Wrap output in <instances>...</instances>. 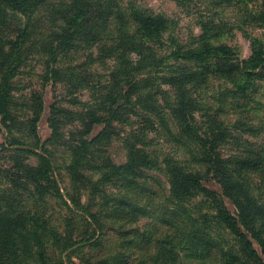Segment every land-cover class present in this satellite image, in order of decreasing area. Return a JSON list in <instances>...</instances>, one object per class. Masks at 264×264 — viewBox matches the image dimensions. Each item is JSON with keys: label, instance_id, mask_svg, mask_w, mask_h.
I'll return each instance as SVG.
<instances>
[{"label": "trees", "instance_id": "obj_1", "mask_svg": "<svg viewBox=\"0 0 264 264\" xmlns=\"http://www.w3.org/2000/svg\"><path fill=\"white\" fill-rule=\"evenodd\" d=\"M119 10L108 0H0V153L14 157L11 165L0 166V178L9 182L0 187V264H72L84 247L107 245L108 229L117 243L98 256L88 248L80 258L84 264H264V191L250 178L260 174L264 180V102L255 84L264 75V41L251 37L250 54L242 58L213 39L218 33L209 21H200L201 31L191 41L168 39L164 46V17L134 6ZM14 15L19 22L11 25ZM256 15L264 24V0ZM118 23V36L111 38ZM42 27L47 29L41 32ZM37 40L45 54L43 81H66L74 98L68 102H76L79 90L107 88L89 95L81 110H68V121L76 123L67 131L61 127L66 112L52 106L51 133L44 141L38 133L42 97L32 94L21 103L26 111L15 113L19 103L13 92V79ZM107 41L111 45L104 46ZM128 42L131 50L135 46L134 65L120 62L126 64L123 72L112 69L106 83L87 79L82 63L68 68L60 63L82 46H104L111 57L112 49ZM163 87L171 88V99ZM132 92L142 110L120 131L126 159L101 162L99 152L114 123L128 118ZM162 133L179 148L162 158L172 205L161 204V226L150 217V228L135 232L140 228L130 227L128 218L147 213V205L132 204L127 192L132 187L103 186L138 183L142 168L158 159L149 141ZM231 140L235 145L225 152ZM51 142L68 148V190L46 147ZM29 156L35 162H26ZM85 169L97 178H87ZM211 181L219 191L208 186ZM124 198L127 206L108 214L106 209ZM137 233L140 250L127 249Z\"/></svg>", "mask_w": 264, "mask_h": 264}, {"label": "rangeland", "instance_id": "obj_2", "mask_svg": "<svg viewBox=\"0 0 264 264\" xmlns=\"http://www.w3.org/2000/svg\"><path fill=\"white\" fill-rule=\"evenodd\" d=\"M116 5L119 8V11H124L126 8L131 6L138 7L144 11L160 15L167 20V29L164 32V40L162 44L166 45V40L172 39L173 43H184L186 41H191L193 36L198 35L201 31L200 21H209L213 27V31L218 33L215 38L218 42L226 43L237 52L239 57L247 58L250 54V44L251 37H258L264 41V24H261L257 20V12L260 8L262 0H108ZM42 20L43 15L38 17ZM115 18L113 19L114 25ZM17 17L12 16L11 25H15ZM42 26H46L45 23H41ZM112 25V26H113ZM120 23L117 24L116 29L110 34L111 38L114 35L118 36L117 27ZM124 27V25L122 26ZM131 27V26H130ZM39 29L41 32L45 31L47 28L42 27ZM112 28V27H111ZM128 28V27H127ZM50 30V28H48ZM131 28H129V31ZM36 45L32 48V52L28 54L19 68L16 76L13 79V92L15 93L16 101L19 103L16 105L15 113H20L26 111V107L21 105L22 102H26L34 93H38L43 99V111L41 117L38 121V133L41 139L44 141L50 137L51 129L49 127L48 118L50 117L51 107H59L64 110L65 117L62 116V130L67 131L66 129L73 128L76 121H68V110H81L84 106V103L90 98L89 95L97 97L98 94L106 91L107 88H98V89H82L75 94V103L68 102L69 98L73 94H68V83L66 81H60L57 83L45 82L43 81L44 73V60L45 54L44 51L39 47L40 40H37ZM111 45V41H107L104 46ZM104 46H91V47H80L71 53L64 54L61 57L60 63L63 67L68 68V64L82 63L81 70L86 71L88 75L87 79L96 81V84L106 83L110 78L108 73L112 69H119L120 73L123 72L125 65H118L122 61H127L131 65H134L136 59V53L131 50L130 42L125 43L121 48L116 50H111L109 53H112L111 57L104 55ZM162 46V47H164ZM142 51H145L141 48ZM158 54L160 51L157 52ZM91 54L93 56H91ZM100 55L101 57L96 58L95 55ZM169 63H172V60H167ZM117 66V67H116ZM145 71V68L142 69ZM141 71V72H142ZM134 73L133 70L130 72V78L127 83H131L133 78L131 75ZM115 74V73H114ZM117 75V74H116ZM116 79V77L113 76ZM130 79V80H129ZM121 85V82L119 81ZM256 84V95L260 96V100L264 102V75H260L255 79ZM123 85V84H122ZM125 85V84H124ZM167 86V85H164ZM126 87V86H124ZM168 90L164 93V96L168 99L172 97V90L169 87H163ZM158 95V94H156ZM154 95V96H156ZM136 94L134 92L130 95V101L127 102V112L128 118L121 121V123H114L116 129L111 135V139L108 144L102 145L103 151L99 152V158L104 160L106 163L107 160L118 164L123 163L126 159L127 147L126 143L122 139L120 131L122 127H128L130 121H136L135 112L142 110L140 104H136ZM20 111V112H19ZM137 124L135 123V126ZM21 126V125H19ZM100 129V126L95 127L93 134L97 133ZM166 137L163 133L161 135H155L154 139L149 141V145L156 148V154L158 159L153 158L149 164H146L142 169L141 177L137 179L136 184H129L128 186H123L122 184L112 183L103 187L110 188V190L116 191L120 187H132L133 191H128V195L132 197V204H142L145 206L147 213H140L135 218H128L130 227H139L140 230L135 232H143L144 228L149 229L150 227L146 226V223H149L150 217L155 218L156 224L161 226L162 222H158L157 218L163 219L165 214H163V209L161 204L163 203L172 205L168 202V183L167 176L164 171V166H166V159L162 160L164 155H172L178 146L173 141H169L163 138ZM254 141V139L249 138ZM0 141H3V138L0 136ZM234 141L231 140L228 145L225 146V152L232 147ZM49 149L53 151V156L55 164L57 167V177L61 187L68 190L70 177L68 174V162H69V152L66 145H54L53 142L46 145ZM13 153L2 152L0 153V166H8L13 163L14 157ZM98 155V154H97ZM28 163L35 162L34 156H29L26 160ZM83 173L88 178L90 176L91 180H95L97 175H91L92 171L90 169L83 170ZM250 178L253 181L259 183L260 191H264V180L261 181L260 174H250ZM9 185L7 179L0 178V187ZM117 185V186H116ZM208 186L216 191H219V186L215 181L208 183ZM89 187H92L89 184ZM131 188V189H132ZM86 188H82L81 191ZM124 192V190H122ZM126 193V192H125ZM199 198L193 199L192 202L198 201ZM127 200L114 202L110 208H107L108 214H114L115 209L123 208L127 206ZM230 209H233V206L228 202L227 203ZM173 216V215H172ZM120 217H113L112 221H118ZM160 224V225H159ZM115 228V225L112 226V229ZM149 231V230H147ZM107 234V245H91L90 247H84L75 257V260L72 264H84L80 260L81 257H84L89 251L92 252L94 256H98L104 253L107 247H112L117 242L113 243L112 230L108 229ZM135 241L129 244L127 249H136L140 250L139 235H135ZM113 243V244H112Z\"/></svg>", "mask_w": 264, "mask_h": 264}]
</instances>
